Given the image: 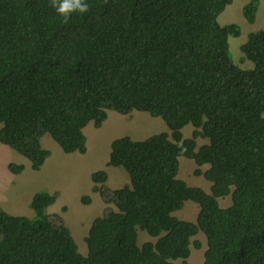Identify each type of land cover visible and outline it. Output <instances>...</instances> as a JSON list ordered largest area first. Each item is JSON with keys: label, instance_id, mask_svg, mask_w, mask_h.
Instances as JSON below:
<instances>
[{"label": "trees", "instance_id": "trees-1", "mask_svg": "<svg viewBox=\"0 0 264 264\" xmlns=\"http://www.w3.org/2000/svg\"><path fill=\"white\" fill-rule=\"evenodd\" d=\"M84 2L88 11L64 22L51 0H0V144L38 171L50 156L44 135L85 154L84 128L101 126L107 111L146 112L170 133L111 142L107 166L123 168L130 183L93 186L116 210L93 221L85 256L62 220L47 215L56 195L39 191L32 218L0 209V264H188L199 233L202 264H264V29L241 45L253 64L242 69L228 44L239 25L218 23L231 0ZM258 4L242 9L249 23ZM197 139L208 143L196 150ZM179 157L207 167L194 175L211 183L208 193L177 178ZM90 178L103 184L107 173ZM186 201L199 206L195 222L173 215ZM138 228L156 241L138 247Z\"/></svg>", "mask_w": 264, "mask_h": 264}, {"label": "rangeland", "instance_id": "rangeland-1", "mask_svg": "<svg viewBox=\"0 0 264 264\" xmlns=\"http://www.w3.org/2000/svg\"><path fill=\"white\" fill-rule=\"evenodd\" d=\"M250 0H231L224 11L218 17L221 26L237 24L241 29L240 36L228 37L229 51L233 62L242 69L252 68L251 61L244 58L240 50L248 38L249 33L264 29V0H258V8L253 23H249L243 16L242 9ZM1 127V125H0ZM193 127L188 124L182 129L184 139L191 137ZM161 132L170 133L165 122L160 117H152L146 112L132 111L127 115H121L115 111H107V119L101 126L89 123L83 130L86 138V153H65L49 135L41 139L42 148L51 153L40 170L31 169L30 162L11 149L0 144V209L12 216L34 217L30 208L32 196L39 191H47L55 194V202L47 209L50 218L55 216L62 220L68 227L78 252L87 254L85 238L93 221L105 216L110 210H116L114 203L106 202L98 192L93 191V186L108 190H115L129 185L130 178L121 167L107 166L111 151V142L120 137L128 136L134 141L145 140L152 135ZM196 150L207 139H197ZM177 178L184 181L190 187H198L209 192L211 183L203 176H195L198 167L192 159L178 158ZM22 165L24 170L16 175L9 171V164ZM97 171L107 173V181L103 184H94L91 174ZM88 198L89 203L84 204L82 199ZM220 206L225 208L231 204L230 196L219 199ZM199 206L193 201L184 202L183 207L173 213L182 221L195 222ZM137 245L141 247L146 242H155L147 232L137 229ZM198 241L201 246L198 249L190 245L188 264H202L206 250V238L202 233L197 234L191 242ZM180 263L181 260L173 261Z\"/></svg>", "mask_w": 264, "mask_h": 264}, {"label": "clouds", "instance_id": "clouds-1", "mask_svg": "<svg viewBox=\"0 0 264 264\" xmlns=\"http://www.w3.org/2000/svg\"><path fill=\"white\" fill-rule=\"evenodd\" d=\"M51 6L67 22L72 13H85L88 11V4L84 0H51Z\"/></svg>", "mask_w": 264, "mask_h": 264}, {"label": "crops", "instance_id": "crops-1", "mask_svg": "<svg viewBox=\"0 0 264 264\" xmlns=\"http://www.w3.org/2000/svg\"><path fill=\"white\" fill-rule=\"evenodd\" d=\"M240 68H241V67H240ZM202 145H203V144H202ZM50 156H51V153H50ZM50 156H49L48 158H50ZM48 158H47V159H48ZM47 159H46V160H47Z\"/></svg>", "mask_w": 264, "mask_h": 264}]
</instances>
